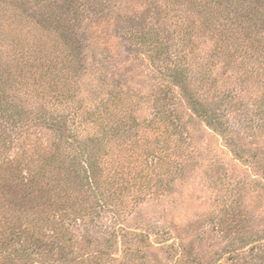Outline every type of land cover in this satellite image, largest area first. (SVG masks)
<instances>
[{
  "label": "trees",
  "instance_id": "1",
  "mask_svg": "<svg viewBox=\"0 0 264 264\" xmlns=\"http://www.w3.org/2000/svg\"><path fill=\"white\" fill-rule=\"evenodd\" d=\"M109 27L120 65L165 78L149 117L89 63ZM183 99L231 158L208 164L209 211L168 220L193 158ZM254 131L264 140V0H0V264H264V142L239 140ZM151 201L159 223L129 231Z\"/></svg>",
  "mask_w": 264,
  "mask_h": 264
},
{
  "label": "rangeland",
  "instance_id": "2",
  "mask_svg": "<svg viewBox=\"0 0 264 264\" xmlns=\"http://www.w3.org/2000/svg\"><path fill=\"white\" fill-rule=\"evenodd\" d=\"M115 31H120V29L113 27L103 29L105 34H102L101 39L98 41V45L95 44L91 47L90 55L92 57H90L89 63L93 64L91 66H94V69L99 68L102 74H110L108 76V81L112 80L115 84H119L118 86L124 85L128 94H133L134 100H139V105L141 107L139 106L138 115L141 117H149L150 109L144 106L145 100L148 99L149 91L154 88L158 82H164L165 78L162 77V74L157 67L143 64L141 61H131L125 67L120 65L121 57L124 58L128 56V53L126 52L127 45H121L120 40L115 41V39H113L112 36L116 34ZM107 54L108 57H106ZM94 89L96 92L104 94L103 89L93 86H87L84 89L85 94H92L95 91ZM176 89L179 90V88ZM258 90L259 91H254L252 93L242 94L240 95V98L235 101L237 104L239 102H248L249 105L254 104L253 100L255 99V96H259L262 91L261 89ZM177 103V110L183 117L184 122H186V128L182 130L183 137L186 139L185 146L189 149L188 151H192L190 156H193V158L189 159L184 164L183 178L179 183L180 185L177 184L174 189L173 196L175 198L174 200L179 203V206L170 214V216H167L168 220L179 215L183 216V214L190 218L191 216H199L209 211L212 208L211 204H213V200H210V194H212L211 199L213 198V190L206 189L205 184L207 178H215L221 172L218 170H209L208 164L215 158L217 164L221 167L224 163H228L231 158V154L228 152L229 149L226 147L222 136L217 132L212 131L203 121H200L194 115H191L189 106L184 99ZM248 134L252 137H249ZM240 136L241 139L239 140L243 139L242 143H246L252 148H261V146H263L262 143L264 140L260 139L261 135L257 134V131H254V133L247 132ZM226 168H228V166H226ZM227 170L229 171V174L231 173L233 176L242 175L241 172H238V169L234 171L232 167H229ZM194 187L195 189L193 190ZM221 193L222 191L220 194ZM161 207V205L152 201L142 204L135 210L133 216L134 220L132 218L133 221L128 223V230L133 231L134 233L139 232L141 229L143 230L142 219L151 225L158 224V221H160L159 212ZM176 222V220L174 223L172 222V227H178L179 223ZM148 224L146 225L147 227ZM171 242L172 240L168 241L167 244H170ZM35 260L38 259L35 257Z\"/></svg>",
  "mask_w": 264,
  "mask_h": 264
}]
</instances>
